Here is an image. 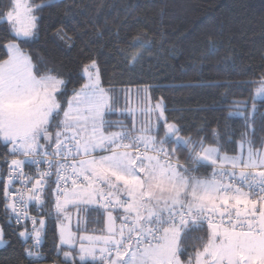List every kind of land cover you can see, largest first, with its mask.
Wrapping results in <instances>:
<instances>
[{
  "label": "snow or ice",
  "instance_id": "6c2138e0",
  "mask_svg": "<svg viewBox=\"0 0 264 264\" xmlns=\"http://www.w3.org/2000/svg\"><path fill=\"white\" fill-rule=\"evenodd\" d=\"M53 6V0H8L0 7V23H7L0 59V173L6 165L7 175H0V202L15 217L11 233L22 249L13 245L0 264H45L37 248L49 225L58 240L52 264H264V120L256 143L264 54L244 81L251 108L249 100L228 106L242 124H225L222 133L219 121L202 123L185 133L180 118L169 119L164 99L152 103L150 83L121 80V92L113 76L106 86L98 58L83 48L79 86L71 89L62 64L32 57L22 45L40 39L42 13ZM53 36L74 46L63 27ZM153 43L137 29L117 55L131 71ZM93 212L103 216L99 230L88 228ZM4 237L0 225V245L7 246Z\"/></svg>",
  "mask_w": 264,
  "mask_h": 264
},
{
  "label": "trees",
  "instance_id": "16d2710c",
  "mask_svg": "<svg viewBox=\"0 0 264 264\" xmlns=\"http://www.w3.org/2000/svg\"><path fill=\"white\" fill-rule=\"evenodd\" d=\"M7 3L8 0H0V7ZM53 3L42 13L40 39L22 46L32 57L42 55L68 69L62 70V75L69 80V89L73 83L79 86L77 69L85 59V53L80 51L83 48L88 55L98 58L106 86L113 76L121 92L125 86L119 83L121 80L150 83L153 101L164 99L169 119L180 118L185 133L202 123L210 128L219 121L222 133L225 124L233 129L242 124L241 117L228 115V106L233 100H249L251 89L244 81L253 78L259 57L264 54V0H55ZM126 6L133 8L129 11ZM118 25L123 26L118 30ZM61 27L75 41L71 49L53 36ZM137 29L147 31L155 43L150 52H144L142 65L130 71L118 57L117 49L125 48ZM97 32H102V36ZM4 43H7L6 21L0 23V59L6 58ZM173 53L179 58H173ZM182 84L193 86H176ZM256 103L262 106L264 99ZM120 107H125L123 97ZM262 120L261 114L256 113L257 146ZM48 207L45 206V212ZM88 219L90 230L103 227L102 215L97 217L93 212ZM0 225L4 227V239L9 241L0 249V258L12 254L13 245L17 252L22 251L18 236L11 233L16 227L10 214H5L2 202ZM57 242L49 225L41 240L40 254L45 264H52ZM188 243L191 245V239Z\"/></svg>",
  "mask_w": 264,
  "mask_h": 264
},
{
  "label": "built area",
  "instance_id": "2783aa9c",
  "mask_svg": "<svg viewBox=\"0 0 264 264\" xmlns=\"http://www.w3.org/2000/svg\"><path fill=\"white\" fill-rule=\"evenodd\" d=\"M6 165L4 166V172L3 173H0V175H3V176H6L7 175V171H6ZM25 167H26V169L27 168H30V167H32L27 161L25 162ZM55 179V177H53V180ZM16 186H18V182H16L15 184H14V186H13V191H15V187ZM32 207V204H31V202H30V212L31 211H33L34 209H32L31 208ZM11 216V222H12V224L15 226V227H17V225H16V222H15V217L14 216H12V215H10ZM31 228H32V225H31V223L29 222L28 223V229L29 230H31ZM31 241H29V243H30ZM37 250L40 252V250H41V244L38 246V248H37Z\"/></svg>",
  "mask_w": 264,
  "mask_h": 264
},
{
  "label": "rangeland",
  "instance_id": "374dc122",
  "mask_svg": "<svg viewBox=\"0 0 264 264\" xmlns=\"http://www.w3.org/2000/svg\"><path fill=\"white\" fill-rule=\"evenodd\" d=\"M55 0H53V2H54ZM264 98H257V100H256V102H259V101H261V100H263ZM131 106H135V88H133V96H132V100H131ZM152 103L154 104L155 103V101H152ZM250 108H251V106H250ZM138 119H140V120H143L144 119V117H142V116H139V114H138ZM4 247V245H0V249H2Z\"/></svg>",
  "mask_w": 264,
  "mask_h": 264
}]
</instances>
